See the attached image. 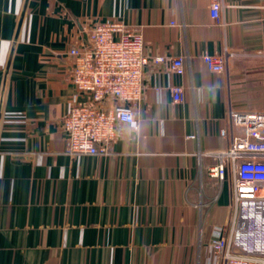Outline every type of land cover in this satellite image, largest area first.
Returning <instances> with one entry per match:
<instances>
[{"label": "crops", "instance_id": "crops-1", "mask_svg": "<svg viewBox=\"0 0 264 264\" xmlns=\"http://www.w3.org/2000/svg\"><path fill=\"white\" fill-rule=\"evenodd\" d=\"M221 1L216 21L211 0H0V264H219L233 189L206 153L229 146L231 108L264 109V0ZM112 20L185 72L149 63L138 127L118 123L110 155L71 156L62 121L86 95L69 50Z\"/></svg>", "mask_w": 264, "mask_h": 264}, {"label": "built area", "instance_id": "built-area-1", "mask_svg": "<svg viewBox=\"0 0 264 264\" xmlns=\"http://www.w3.org/2000/svg\"><path fill=\"white\" fill-rule=\"evenodd\" d=\"M221 6V0H211L216 21ZM87 34L88 43L69 50V77L86 98L75 96L62 121L66 153L110 155L118 140L117 124L138 127L135 108L144 96L149 63L168 62L171 74L182 75L185 61L183 56H150L142 33L120 20L98 22ZM200 59L215 73L227 65V56L221 53H202ZM170 88L173 101L181 103L184 87ZM229 120L230 128L220 130L229 146L206 155L217 158L211 176L232 183L233 213L229 225L215 228L210 245L219 264H264V109L231 108Z\"/></svg>", "mask_w": 264, "mask_h": 264}]
</instances>
